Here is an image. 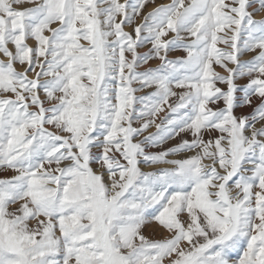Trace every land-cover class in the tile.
I'll return each instance as SVG.
<instances>
[{
    "label": "snow or ice",
    "instance_id": "6c2138e0",
    "mask_svg": "<svg viewBox=\"0 0 264 264\" xmlns=\"http://www.w3.org/2000/svg\"><path fill=\"white\" fill-rule=\"evenodd\" d=\"M149 3L0 0V264H264V0Z\"/></svg>",
    "mask_w": 264,
    "mask_h": 264
},
{
    "label": "rangeland",
    "instance_id": "374dc122",
    "mask_svg": "<svg viewBox=\"0 0 264 264\" xmlns=\"http://www.w3.org/2000/svg\"><path fill=\"white\" fill-rule=\"evenodd\" d=\"M120 2L123 3L124 0H120ZM170 2H171V0H156V5H159V4L166 5V4H169ZM156 5H153L151 3L147 4L145 6V9L143 10V14H146L147 12L152 11L153 7H155ZM257 7H258V5H257ZM262 17H264V13H261L260 15H257L256 19H261ZM140 22L141 21L139 19L136 21V23H140ZM125 31H130V29L126 28ZM28 43H29L30 46H33V47L35 46L34 42H32V41H28ZM150 47H151V45H147V46L139 49V51L141 53L147 52ZM219 47L222 48V49L224 48L223 45H219ZM183 55H185L183 52L170 53L169 54V58L170 59H175L176 57L183 56ZM253 55L254 54H247V55L243 56L242 59L250 60ZM0 59H4V57L2 55H0ZM158 65H159V61L158 60H152V61L149 62V65L147 67L156 68ZM214 67H215V70L218 73H220L221 75H226V73L221 68H219L218 66H214ZM229 67H233V65H229ZM17 70L18 71H22V69L19 67V65H17ZM141 70H143V69H141ZM237 83L240 84V85H243V84L247 83V80L246 79H240V80L237 81ZM217 86L222 87V88L225 87L224 85H217ZM147 91H151V90H147ZM251 112H252L251 108L237 109L236 110V115L237 116L249 115ZM260 126L261 125L257 124V127H260ZM149 132L154 133L155 132V128H151L149 130ZM147 134L148 133H145V135H147ZM186 138L191 139L190 136H188ZM176 143H177V140H172V141H169L167 144H165L164 147L165 148H170V147H173ZM146 151L157 152V151H160V149H146ZM169 158L170 159H184L185 156L184 155H178V156L169 157ZM140 167H141V170L144 171V172H149V171L156 170L155 166L152 167V168H149V167L145 166L143 163H141ZM160 167H168V166L161 165ZM2 175L10 176L11 173L2 174ZM2 175H0V178H2ZM143 231H144V234L146 236H148L150 239H155V240H162L167 235V233L162 228H160L158 226L146 227Z\"/></svg>",
    "mask_w": 264,
    "mask_h": 264
}]
</instances>
